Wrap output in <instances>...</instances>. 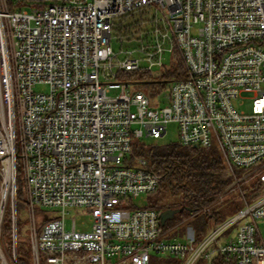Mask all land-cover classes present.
<instances>
[{
  "label": "built area",
  "instance_id": "1",
  "mask_svg": "<svg viewBox=\"0 0 264 264\" xmlns=\"http://www.w3.org/2000/svg\"><path fill=\"white\" fill-rule=\"evenodd\" d=\"M7 1L0 0V264H17V179L29 264H151L161 256V264H264V0H47L30 10ZM139 11L142 31L117 37L115 23ZM114 38L129 47L115 48ZM178 59L183 74L166 77ZM132 71L159 78L120 76ZM168 122H176L180 145L215 146L223 159V190L190 211L206 216L200 236L192 227L171 235L156 208L133 203L158 178L142 157L132 163V142L160 139ZM227 199L236 208L218 218ZM7 209L9 255L1 239ZM69 210L87 217L68 226ZM36 211L47 216L38 230Z\"/></svg>",
  "mask_w": 264,
  "mask_h": 264
},
{
  "label": "trees",
  "instance_id": "2",
  "mask_svg": "<svg viewBox=\"0 0 264 264\" xmlns=\"http://www.w3.org/2000/svg\"><path fill=\"white\" fill-rule=\"evenodd\" d=\"M8 1L11 5V0ZM34 3L43 6L47 4V1L39 0ZM134 14L131 13L129 15L132 17ZM143 14V12L139 11L137 18L132 19L128 24H122L117 21L114 26V34L117 37H125L142 31ZM140 74L141 76L145 74L142 78L146 80L149 77L142 71L122 73L120 76L134 77L135 75L140 76ZM182 74L183 66L180 59H178L175 67L169 70L165 76H180ZM148 82H150V84H147L148 89L151 92L156 91L157 85L153 81ZM135 156L142 157L146 163L145 168L158 178V186L153 192L146 195L144 206L156 208L158 211L166 208L179 209L172 218L164 222L162 225L164 229H168L174 222L173 220L176 222L181 221L182 218L190 215L191 210L209 204L227 183V179L224 176L223 159L215 146H183L177 141L148 143L144 139L136 138L132 142L130 154L132 163H135ZM20 184L19 179H17L16 198L22 197L23 192ZM236 205V202L227 199L224 202V207L216 211L218 218H222L233 211ZM9 218L10 210L7 209L4 218L6 239L9 238L10 234ZM192 229L196 236L205 233L206 216L204 214L197 213L193 216ZM17 264H29V261L17 256Z\"/></svg>",
  "mask_w": 264,
  "mask_h": 264
},
{
  "label": "rangeland",
  "instance_id": "3",
  "mask_svg": "<svg viewBox=\"0 0 264 264\" xmlns=\"http://www.w3.org/2000/svg\"><path fill=\"white\" fill-rule=\"evenodd\" d=\"M32 1V2H31ZM39 0H25V1H19L16 3L17 6H15L14 8H27V9H31L33 7V5H37L38 4L34 3V2H38ZM45 1V0H43ZM47 1V0H46ZM8 2V6H12L13 2H15V0H11V5ZM137 18V13H135L132 17L130 15H126L124 17H122L121 19L118 20V22H121L122 24H128L132 21V19H136ZM133 30V29H132ZM113 46L115 48H118L120 46L127 48L129 47V44L127 43H122L120 44L118 42V40H116V38L113 39ZM162 63L164 64V67H168L171 64V53L168 49H166L162 55ZM143 64V63H142ZM154 69H156V67H154ZM143 72V71H142ZM141 76V74H140ZM138 76L135 75L134 77L132 76H128L126 78L128 79H133V78H142L143 76H145V74L143 76ZM155 79H147V80H158L159 77H153ZM147 88V87H146ZM35 90H39V91H47L48 87L47 85H42V84H38L34 87ZM117 92V89L112 88L110 93L114 94ZM148 92V91H146ZM150 92V91H149ZM157 92H150L151 94H155ZM153 96V95H151ZM161 98V96H159V99ZM249 108V102H247L244 105V109L248 110ZM145 141H147L148 143H170V142H175L177 141V124L176 122H168V124L166 125V132L165 134L160 138V139H151V138H146L144 139ZM130 156V154H129ZM17 169L19 170L20 167L19 165L17 166ZM19 196V195H18ZM146 201V195L144 194H140L137 197H135L133 199V203L136 206H142L144 205ZM224 207V205L222 206V208ZM26 206L24 204V197L22 195V197H17L16 198V213H17V219H16V223H15V228H16V254L17 256H21L24 260H28L30 261L31 258V236L29 235V232L26 230ZM49 210H53V209H49ZM45 216V215H44ZM87 216L85 215H77L75 213V211L73 210H69L66 214H65V220L67 225L69 226L71 218H74L77 225L79 224L81 219L86 218ZM47 218V216L43 217L41 215L40 212L36 211L35 213V219H36V230H38V228L40 227L41 223L44 221V219ZM18 221V224H17ZM174 222H172V225L168 228V233L170 234H176L179 235L181 237H184L186 232H190L191 227H193V217H190L189 215H187L186 217L182 218L181 220V224L178 225L177 227H175V223L176 221L173 220ZM11 221H10V234H9V238L6 239L5 237V229H4V223H3V227H2V232H1V239L3 240L4 243V251L6 253V255H9L12 251V246H11ZM180 227V228H179ZM163 257V256H161ZM161 257H156L153 258V261L151 264H161ZM165 260V259H163ZM121 264H127V263H121Z\"/></svg>",
  "mask_w": 264,
  "mask_h": 264
},
{
  "label": "water",
  "instance_id": "4",
  "mask_svg": "<svg viewBox=\"0 0 264 264\" xmlns=\"http://www.w3.org/2000/svg\"><path fill=\"white\" fill-rule=\"evenodd\" d=\"M178 211L179 209L177 208H166L160 210L159 211L160 223L163 225L167 219L172 218Z\"/></svg>",
  "mask_w": 264,
  "mask_h": 264
}]
</instances>
